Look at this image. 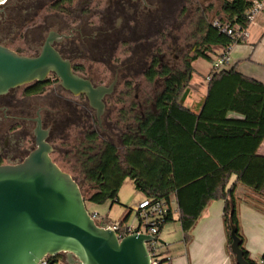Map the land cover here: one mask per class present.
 Returning <instances> with one entry per match:
<instances>
[{
	"label": "trees",
	"instance_id": "obj_1",
	"mask_svg": "<svg viewBox=\"0 0 264 264\" xmlns=\"http://www.w3.org/2000/svg\"><path fill=\"white\" fill-rule=\"evenodd\" d=\"M252 3L224 0L218 12L212 4L200 10L191 34L196 52L188 56L181 69L157 70L154 64L148 80L164 78L163 89L143 102L142 114L118 119L120 133L114 134L127 149L124 155L112 139H106V134L89 127L91 130L83 132L64 154L65 167L54 160L81 186L85 202H119L128 179L146 198L164 202L167 213L159 231L174 221L176 203L186 244L192 241V232L207 207L223 200L227 252L233 264H237L232 252L234 230L245 260L259 264L245 246L236 191L242 185L258 196L260 199L250 204L264 214V156L258 154L264 141V83L243 75L235 66L212 77L206 97L196 108L186 107L185 102L196 61L204 59L213 64L234 45L246 42L214 27L209 15L214 11L222 25L244 31L252 22L248 15ZM215 48L221 53L215 54ZM47 84L32 93L44 92ZM130 111L123 109L126 115ZM230 113L243 118H232ZM233 176L237 180L230 185ZM131 211L127 208L118 222V233L123 236L133 231L125 227ZM148 248L151 251V246ZM49 259L51 263L53 258Z\"/></svg>",
	"mask_w": 264,
	"mask_h": 264
},
{
	"label": "flooded vegetation",
	"instance_id": "obj_2",
	"mask_svg": "<svg viewBox=\"0 0 264 264\" xmlns=\"http://www.w3.org/2000/svg\"><path fill=\"white\" fill-rule=\"evenodd\" d=\"M39 2L5 0L0 3V45L23 55V51L12 46L17 42L16 34L25 30L22 45L32 57L40 55L50 41L51 46L71 62L75 74L89 80L94 87L113 86L103 100V119L108 113V103L116 119L142 114L144 101L139 100L143 82L158 87L165 80L161 77L152 82L148 80L154 64L157 70L174 71L178 69V62L171 56L176 51L183 56V64L188 59L186 48L189 46L181 44V38L175 35L179 24L172 16V9L161 6V2L166 4L167 0H49L45 7L53 8L57 4L49 15L51 17L46 16L43 23L27 27ZM122 46L127 54L124 58L117 56ZM160 46L164 47L162 52ZM196 50L195 47L193 52ZM104 71L112 76L111 80L103 77ZM56 83L62 87L60 79L50 74L44 83H32L24 90L21 86L0 93V166L19 165L37 148L35 131L38 122L43 130L49 131L50 143L53 115L67 111L66 106L54 109L52 105H45L47 88ZM45 84L44 92L32 93ZM63 90L75 97L70 103L77 116L97 120L96 109L85 94L74 95ZM123 109L131 111L126 115ZM110 128L113 132L109 129L105 134L114 142H120V137L115 136L118 124Z\"/></svg>",
	"mask_w": 264,
	"mask_h": 264
},
{
	"label": "water",
	"instance_id": "obj_3",
	"mask_svg": "<svg viewBox=\"0 0 264 264\" xmlns=\"http://www.w3.org/2000/svg\"><path fill=\"white\" fill-rule=\"evenodd\" d=\"M50 74L72 94L87 96L102 127L103 100L113 86L94 87L75 74L71 62L50 41L35 57L0 45V93L44 83ZM35 134L37 148L23 163L0 166V264H39L60 255L64 264H151L148 244L165 246L166 242L142 232L140 225L119 239L109 221L93 220L81 186L53 160L49 131L38 122ZM232 252L237 264H249L235 230Z\"/></svg>",
	"mask_w": 264,
	"mask_h": 264
},
{
	"label": "rangeland",
	"instance_id": "obj_4",
	"mask_svg": "<svg viewBox=\"0 0 264 264\" xmlns=\"http://www.w3.org/2000/svg\"><path fill=\"white\" fill-rule=\"evenodd\" d=\"M49 0H40L39 4L37 5L36 9L32 11L30 19L31 24L27 25V27H33L35 25H39L40 23H43V21L46 19V16H49L52 12H54L53 8L45 7L44 5ZM185 3L183 5V10L181 12V15L176 19V23L179 24V27L175 30V35L179 36L180 43L181 44H187L189 47L186 48V54L191 57L195 52L194 48L196 47V43L194 39L191 37L192 31L194 30L195 23L200 19V15L202 9L206 8L210 4L213 5L215 8V12H218L222 6V3L218 0H183ZM224 1V0H223ZM213 11L209 16L213 17L212 21H218L220 20V16H216ZM51 17V16H49ZM26 36V31H20L16 34L17 42H14V46H12L14 49L19 48L20 51H23V55L25 56H32V54L23 47V37ZM124 47H121V50L117 53V56H120L121 58H124L127 56L124 51ZM164 50L163 46H160V52ZM221 49L215 48L214 52L215 54L221 53ZM26 52V53H25ZM216 55H214L215 57ZM173 59L177 60L178 62V69H181L183 66V56L176 51L174 53ZM177 58V59H176ZM196 68L199 73H195L193 77V82H200V83H206V77L209 74V72L212 69V65L210 62L204 59H199L196 63ZM98 68H102L99 65H96ZM195 67V66H194ZM103 71V70H102ZM104 76L106 78H109L111 80L112 76L109 75L106 71H104ZM141 79V78H140ZM26 87H21V90H24ZM163 89V82H160L157 86L149 85L145 81L143 82L141 89H140V95L141 98L139 101H145L148 98L155 97L161 90ZM48 90V98L45 101L49 105H52L51 107L54 109H60L61 106H66L67 111H64V113H59L53 115L52 120V132L49 138L50 143L52 144L53 148H55L54 153L52 154L53 160L57 161L62 165V167H65V162L63 161L64 154L69 152L72 149V146L76 139L80 138L82 136V133L87 130H97L100 133L105 135L106 130H112L110 127L111 125H114L118 123V119H116V114L112 112V107H110V104H107V114L106 118L103 119V129L101 131V127L98 125V122L95 119H88L83 118L80 115L77 116L72 110L71 101L75 99L72 95L65 92L63 88L58 84H51L47 88ZM133 99V98H132ZM38 104V103H37ZM112 112V113H111ZM111 113V114H110ZM91 129H90V128ZM113 132V130H112ZM120 133V132H118ZM107 135V134H106ZM105 135V136H106ZM103 136V135H102ZM106 139L109 140V136L106 137ZM119 148V151L122 155L126 153V148L122 145V142L116 141L114 142ZM67 169V168H65ZM144 195L142 192L138 191L134 187V183L131 180H126L121 192L119 194V202L112 203L107 202L105 204L99 205L92 203L90 201H86V207L89 213H98L100 216V219H107L111 224H114L116 222H119V220L123 217V213L127 208L133 209L131 212H128V220L125 222V227H130L133 231L136 230L139 226V219L137 216V212L135 207L138 206L141 203V200L144 199ZM170 228V229H168ZM166 232L170 233V240H166V238L162 237L161 240L164 242L168 241L166 243V246H163L159 243H157V251L160 254L161 258H165L166 256L170 255L171 252H173L179 244H181L180 239L181 233L179 229L174 224H169V226L166 227ZM143 231V230H141ZM60 258L64 260V256L60 255Z\"/></svg>",
	"mask_w": 264,
	"mask_h": 264
},
{
	"label": "crops",
	"instance_id": "obj_5",
	"mask_svg": "<svg viewBox=\"0 0 264 264\" xmlns=\"http://www.w3.org/2000/svg\"><path fill=\"white\" fill-rule=\"evenodd\" d=\"M184 3L183 0H167L166 4L161 2V6L167 5L168 8H171L172 16L176 20L181 15ZM247 33L248 38L245 39L244 44H236L230 49L231 65L228 70L236 66L243 75L264 83V13L252 20ZM195 63L193 67L195 66L196 73H199ZM207 77L205 84L191 81L190 94L185 102L186 107L196 108L206 97L209 82ZM229 116L236 119L243 118L236 113H230ZM258 154L264 156V141ZM236 180L237 177L233 176L230 185L234 184ZM143 195L145 199L146 196ZM236 197L239 203L240 226L245 238L246 249L250 257L260 263L264 257V214L250 204L251 200L257 201L260 198L242 185H238ZM224 204L223 200H219L212 202L207 207L192 232V241L186 244L179 221V212L176 203H173L174 221L165 224L158 234L160 239L165 236L166 240H170V233L166 232V227L169 224H174L181 233L182 237L177 239L181 244L166 256L170 259L169 264H233L227 252V236L223 223ZM103 220L109 221L107 217Z\"/></svg>",
	"mask_w": 264,
	"mask_h": 264
},
{
	"label": "built area",
	"instance_id": "obj_6",
	"mask_svg": "<svg viewBox=\"0 0 264 264\" xmlns=\"http://www.w3.org/2000/svg\"><path fill=\"white\" fill-rule=\"evenodd\" d=\"M264 13V0H253V3L248 11V15L251 18V21L254 20L259 14ZM214 27H217L221 32L232 36L235 40H245L248 38L247 30H238L233 29L228 26L222 25L219 20L213 22ZM230 51V50H229ZM231 65L230 53L226 52L221 54L212 64V69L207 77V80L210 81L212 77L216 74H220L223 71L229 69ZM137 216L139 219L140 230L146 232L152 236L159 234L160 225L163 224L164 218L167 213V206L162 201H154L152 199L145 198L141 203L135 207ZM93 220H99L100 216L98 213H90ZM111 227L117 232L119 239H122L124 236L119 234V223L116 222L111 224ZM148 246H151V264H169V258H161L160 254L157 251V243H149ZM56 260L53 258L54 264H64V260L60 257ZM49 257L42 259L39 264H50ZM259 264H264V260L261 259Z\"/></svg>",
	"mask_w": 264,
	"mask_h": 264
}]
</instances>
